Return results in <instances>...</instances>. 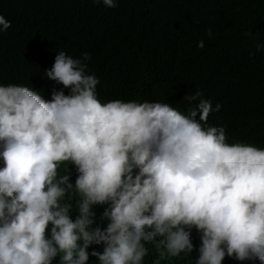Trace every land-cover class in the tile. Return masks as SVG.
<instances>
[{
    "label": "clouds",
    "instance_id": "9594fccd",
    "mask_svg": "<svg viewBox=\"0 0 264 264\" xmlns=\"http://www.w3.org/2000/svg\"><path fill=\"white\" fill-rule=\"evenodd\" d=\"M176 2L93 0L128 32L144 18L136 9L151 13L179 63L211 61L208 92L244 77L264 83V42L255 64L231 67L199 29L189 31L198 18L164 11ZM10 27L0 14V32ZM87 62L90 52H55L43 67L47 90L0 78V264H264V140L213 124L220 109L240 119L229 102L205 99L195 78L119 97L98 90Z\"/></svg>",
    "mask_w": 264,
    "mask_h": 264
},
{
    "label": "trees",
    "instance_id": "16d2710c",
    "mask_svg": "<svg viewBox=\"0 0 264 264\" xmlns=\"http://www.w3.org/2000/svg\"><path fill=\"white\" fill-rule=\"evenodd\" d=\"M103 6L94 4L93 0H0V14L11 21V27L0 32V78L24 80L47 90L49 85L44 77L47 68L43 67L55 52L64 50L73 57L90 52L92 63L87 62L88 70L99 78L98 90L102 93L133 97L145 94L155 84L167 89L171 81L196 79L203 84L205 99L219 103L221 108L229 102L240 119L231 123L221 116L220 109L210 117L213 124L224 126L226 131L246 140H264L263 82L244 77V82L236 88L219 87L208 92L213 80L208 73L211 61L203 60L195 66L191 61L179 63L181 56L169 55L170 47L164 49L163 38L169 32L147 17L151 13L136 9L134 14L144 18L141 23L132 20L136 31L128 32L124 26L109 25L110 10ZM164 11L171 16L177 12L198 18L189 31L199 29L213 48L225 54L231 67L252 60L255 64L256 44L264 42V0H177ZM208 29L212 31L211 37L207 35ZM248 32L252 35H245ZM92 45L104 51V60L94 55ZM29 50L37 51L40 57L36 60ZM128 66L136 69L133 80L125 77ZM257 67L262 69L259 62ZM174 99L184 101L180 95ZM92 248L102 251V246ZM96 259L90 257V262ZM186 263L195 264L193 258ZM222 264H239V261L226 257Z\"/></svg>",
    "mask_w": 264,
    "mask_h": 264
}]
</instances>
